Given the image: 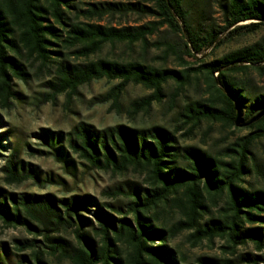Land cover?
Returning <instances> with one entry per match:
<instances>
[{"label": "trees", "instance_id": "trees-1", "mask_svg": "<svg viewBox=\"0 0 264 264\" xmlns=\"http://www.w3.org/2000/svg\"><path fill=\"white\" fill-rule=\"evenodd\" d=\"M74 1L0 0V109L12 108L20 95L15 80L27 84L34 66L35 74L50 77L46 84L53 90L51 98L62 94L72 98L92 82L116 81L101 102L111 101L118 111L127 87L140 85L151 93L132 103L135 114L161 103L168 82L176 84L178 96L201 76L206 97L187 101L178 114L187 134L202 122L233 129L242 126L249 132L215 154L181 146L174 130L157 124L99 128L80 121L65 135L42 130L39 136L47 149L37 151L54 156L66 170L77 165V158L90 170L114 175L133 172L143 176L145 184L108 192L125 201L117 207L89 193L57 197L0 186L3 226L41 236L48 251L36 238L20 241L17 248L31 249L30 264H48V253L70 264H178L179 254L168 242L188 232L193 246L220 238L232 254L250 243L263 253H242L235 259L201 256L184 264L264 262V160L255 151L264 140V92L259 93L252 76H247L250 71L264 76V36L198 67L187 59L197 61L215 43L220 47L261 31L264 0H217L224 22L221 30L203 27L186 0L99 1L86 8ZM130 15L147 20L103 23L105 18ZM223 32L226 35L220 37ZM119 45L132 51L140 47L141 55L130 59L103 55L106 47ZM152 49L162 50L164 62L174 56L185 67L148 63L146 55ZM5 135L0 134V154L7 147ZM15 152L3 155L0 170L5 184L38 182V171ZM248 175L260 185H245ZM171 212L180 217L168 224L161 217ZM65 232L72 240L62 235ZM7 245L0 242V264L10 263ZM25 258L21 255L18 264Z\"/></svg>", "mask_w": 264, "mask_h": 264}, {"label": "rangeland", "instance_id": "rangeland-1", "mask_svg": "<svg viewBox=\"0 0 264 264\" xmlns=\"http://www.w3.org/2000/svg\"><path fill=\"white\" fill-rule=\"evenodd\" d=\"M99 1L128 2L145 0H75L74 2L80 7H88V3ZM187 6L191 9L196 19L203 27L213 26L221 30L224 24L222 12L217 0H186ZM136 15H130L124 18H105L103 23L113 22L118 24L120 21L124 24H137L145 22ZM249 21L243 22L248 23ZM168 37L169 34H167ZM226 32L220 34L224 37ZM264 36V28L255 33L245 35L224 45L217 47L215 43L207 49L202 55H198L199 60L192 61L187 58L194 67L208 63L220 58L225 53L236 48L249 45L256 42ZM173 39V38H172ZM175 40H180L175 38ZM103 55L130 59L141 55L140 47L130 50L122 45L115 48L106 47ZM162 50L152 49L146 55V61L153 64H161L168 68L181 70V66L174 56L164 62L160 57ZM36 67L31 69L29 82L19 83L15 80V89L20 93L14 100L12 108L9 110L0 109V134H6L3 139L7 146L6 150H1L0 167L4 164V156L12 153L17 154L18 159L26 164H31L38 171L40 180L38 182L28 181L21 186H9L3 181V173L0 170V186L14 192L28 193H52L57 197H67L74 193L92 194L101 202L109 205L122 206L125 201L122 198L116 199L107 193L114 191L116 187H123L127 190L128 185L136 183L144 185V177L133 172L124 175H114L102 171L90 170L82 165L77 158L76 166L66 170L64 164L58 161L54 156L48 153H40L37 149H47L39 134L42 130L61 131L64 135L71 131L72 128L80 121H86L94 124L99 128H105L116 124L136 125L138 127H150L154 124L164 126L174 130L177 134L181 146H195L203 149H209L212 153L221 152L236 137L246 135L249 130L240 126V129H233L222 126L220 123L202 122V124L193 130V133L187 134V129L182 128L179 119V112L183 105L189 100L203 99L206 97L205 79L193 78L184 89L175 95L176 84L173 81L168 82L164 88L165 97L161 103L154 102L149 111H141L137 114L132 112V103L141 97L151 93L140 85H129L120 99V110L112 108V102H101L107 91L117 82L100 80L79 89V92L67 98L66 95H56L51 98L53 90L46 84L48 77L46 74L39 76L35 74ZM35 71V72H33ZM217 75V73L215 74ZM252 76L254 85L259 93L264 92V76H260L255 71H250L247 76ZM67 144V142H66ZM256 153L264 160V140L257 143ZM260 180L254 175H248L245 178V185H260ZM107 191V192H106ZM106 192V193H105ZM179 214L174 212L168 215L164 214L161 218L168 224H172L179 219ZM67 239L72 240L70 232L62 234ZM36 238L38 245L47 250L41 236H34L26 231L25 228H6L0 221V242H6L12 253L10 263L18 264L21 255L26 258L22 259L21 264H30L31 249L21 250L17 246L20 241H26ZM42 241V242H41ZM169 245L176 249L179 254L178 264L187 262L195 263L198 257H218L235 259L242 253L262 254L256 250L253 244L239 246L237 252L232 254L226 249V240L216 238L213 242L204 240L201 244L193 246L188 240V232H184L174 239L169 240ZM21 245V244H20ZM50 251V250H49ZM184 254L185 258H182ZM48 264H70L67 259L54 256L51 253L46 255ZM242 264H251L244 262ZM264 264V262H260Z\"/></svg>", "mask_w": 264, "mask_h": 264}]
</instances>
